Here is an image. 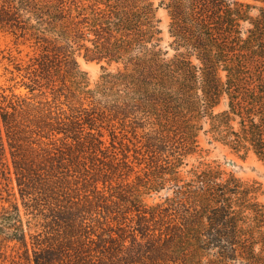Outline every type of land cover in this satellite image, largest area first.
I'll list each match as a JSON object with an SVG mask.
<instances>
[{"label": "trees", "instance_id": "1", "mask_svg": "<svg viewBox=\"0 0 264 264\" xmlns=\"http://www.w3.org/2000/svg\"><path fill=\"white\" fill-rule=\"evenodd\" d=\"M0 33L28 49L0 88V264H264L263 184L188 162L203 134L264 162V0H0Z\"/></svg>", "mask_w": 264, "mask_h": 264}, {"label": "rangeland", "instance_id": "2", "mask_svg": "<svg viewBox=\"0 0 264 264\" xmlns=\"http://www.w3.org/2000/svg\"><path fill=\"white\" fill-rule=\"evenodd\" d=\"M259 14L257 9L252 10V15ZM161 19L160 27L163 31L162 46L166 47L170 41L168 35L169 15L165 9L159 11ZM249 24L245 25L248 28ZM23 50L22 52H20ZM28 49L19 48L9 36L0 33V88H10L15 85V82L10 81L11 73L9 70H15V62L21 59H26ZM28 60V58L26 59ZM80 64L83 70L89 73L91 80L95 82L101 74V64L97 62H88L84 58H80ZM19 80H21L19 78ZM25 91L24 89H17V91ZM227 107V101H224L218 108L219 110ZM201 144L203 150L194 156L189 157L190 164L196 163L197 160L219 165L227 172H232L246 181H258L263 184L264 189V162L258 159L253 154H239L215 141L210 135L201 136ZM154 199V198H153ZM151 199V201L153 200ZM261 199L264 201V191L261 194Z\"/></svg>", "mask_w": 264, "mask_h": 264}]
</instances>
